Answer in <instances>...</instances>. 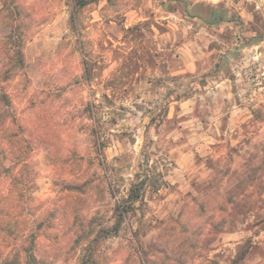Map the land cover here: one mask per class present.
<instances>
[{"label": "rangeland", "instance_id": "rangeland-1", "mask_svg": "<svg viewBox=\"0 0 264 264\" xmlns=\"http://www.w3.org/2000/svg\"><path fill=\"white\" fill-rule=\"evenodd\" d=\"M85 1L0 0V264H264V0Z\"/></svg>", "mask_w": 264, "mask_h": 264}, {"label": "built area", "instance_id": "built-area-1", "mask_svg": "<svg viewBox=\"0 0 264 264\" xmlns=\"http://www.w3.org/2000/svg\"><path fill=\"white\" fill-rule=\"evenodd\" d=\"M223 1L227 2L228 4L235 6L237 4L238 0H223ZM241 1H244V0H241ZM245 1H252V0H245ZM254 4L256 5L257 8L260 7L259 3L256 0H254Z\"/></svg>", "mask_w": 264, "mask_h": 264}, {"label": "trees", "instance_id": "trees-1", "mask_svg": "<svg viewBox=\"0 0 264 264\" xmlns=\"http://www.w3.org/2000/svg\"><path fill=\"white\" fill-rule=\"evenodd\" d=\"M86 4H88V2L87 1H85V0H78V5L79 6H84V5H86ZM136 198L138 197V195L137 196H135Z\"/></svg>", "mask_w": 264, "mask_h": 264}]
</instances>
